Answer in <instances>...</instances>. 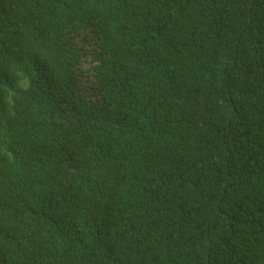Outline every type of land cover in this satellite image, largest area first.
<instances>
[{"label": "trees", "instance_id": "trees-1", "mask_svg": "<svg viewBox=\"0 0 264 264\" xmlns=\"http://www.w3.org/2000/svg\"><path fill=\"white\" fill-rule=\"evenodd\" d=\"M0 264H264V0H0Z\"/></svg>", "mask_w": 264, "mask_h": 264}, {"label": "rangeland", "instance_id": "rangeland-1", "mask_svg": "<svg viewBox=\"0 0 264 264\" xmlns=\"http://www.w3.org/2000/svg\"><path fill=\"white\" fill-rule=\"evenodd\" d=\"M23 85H25V84H23Z\"/></svg>", "mask_w": 264, "mask_h": 264}]
</instances>
